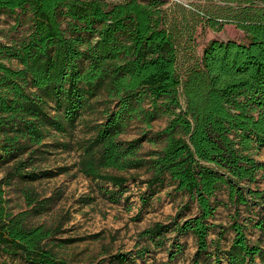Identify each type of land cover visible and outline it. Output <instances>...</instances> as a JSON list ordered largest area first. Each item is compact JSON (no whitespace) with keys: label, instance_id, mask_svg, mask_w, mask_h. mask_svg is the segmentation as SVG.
Masks as SVG:
<instances>
[{"label":"trees","instance_id":"obj_1","mask_svg":"<svg viewBox=\"0 0 264 264\" xmlns=\"http://www.w3.org/2000/svg\"><path fill=\"white\" fill-rule=\"evenodd\" d=\"M230 2L244 6L230 23L246 41L211 40L183 79L165 1L0 0V18L25 15L31 27L21 39L0 43V168L8 167L0 180V259L70 264L52 244L56 231L29 222L58 200L29 185L70 171L41 169L61 151L76 152L79 173L111 185L114 191L106 192L116 199L130 182L124 173L142 169L150 174L144 205L167 181L189 198L170 224L140 235L165 247L175 233L170 262L184 252L177 239L192 236L193 264H264L262 242L248 236L250 229L264 234V163L254 157L264 149V0ZM218 23L211 19L208 26ZM164 116L168 125L151 138L163 142L162 149L141 153L149 133L122 139L134 124L149 130ZM15 181L27 185L28 210L18 214L5 190ZM191 204L197 215L178 222ZM229 206L230 225L219 227L210 252L209 237L218 228L212 221ZM227 232L234 237L223 251ZM132 255L118 253L110 262L129 264Z\"/></svg>","mask_w":264,"mask_h":264},{"label":"rangeland","instance_id":"obj_2","mask_svg":"<svg viewBox=\"0 0 264 264\" xmlns=\"http://www.w3.org/2000/svg\"><path fill=\"white\" fill-rule=\"evenodd\" d=\"M108 4H118L126 0H102ZM143 1V0H141ZM163 9L168 12L170 25L178 50V72L184 79L187 72L200 63L204 47L211 40H237L245 42L244 34L238 30L236 24L230 23L237 15L238 8L244 7L230 0H162ZM257 6V5H256ZM218 21L216 28H210L208 21ZM18 24V25H17ZM29 17L21 15L2 16L0 18V43L21 39L30 31ZM10 65L9 62L4 61ZM16 67V64H13ZM181 106L185 109V99L181 96ZM181 110V109H180ZM178 110V112L180 111ZM167 116L160 118L149 130L134 124L122 136L125 141L133 140L143 133H149L144 142L141 153L157 151L163 148V142H151V138L168 125ZM145 131V132H144ZM78 137L83 134L77 132ZM41 165V169L56 170L69 167L70 171L49 179L37 181L29 186L42 198H58L52 210L39 217L30 218L33 226H46L56 231L52 244L60 258L70 264H112L110 257L118 253L136 254L149 247L150 251L143 259H134L129 264H193L197 253V242L192 236L179 237L178 242L184 247V252L170 262L169 250L176 237L175 233L168 235V244L159 247L153 242L143 240L140 235L157 223L170 224L182 207L189 202V198L175 191V187L167 181L164 186L157 187L156 192L147 205L142 199L148 198L146 181L149 179L144 169L137 172L124 173L130 179L126 191L118 198L108 193L114 191L111 185L85 178L75 168L78 162L76 152H57ZM257 161L264 163V149L254 154ZM8 167L0 168V180L4 178ZM27 185L15 181L6 187V198L13 213L28 210L23 189ZM264 190V182L260 184ZM255 188V185H253ZM109 192H106V191ZM118 191V190H116ZM120 195V194H119ZM220 199L227 201L224 192ZM198 209L191 204L190 209L182 213L178 222L197 215ZM234 213L232 206L220 207L212 223L218 227L212 230L209 243L210 252L214 251V242L218 239L220 228H228L230 217ZM251 215V214H250ZM244 217L248 214L244 213ZM252 243L262 242L264 234L256 230L248 231ZM233 233L227 232L222 240L223 251L230 248ZM72 244H68L69 242ZM67 242V243H65ZM70 242V243H71ZM223 258V256H221ZM224 259V258H223ZM20 260H12L7 256L0 259V264H22ZM210 264H226L212 260ZM256 264H261L258 260Z\"/></svg>","mask_w":264,"mask_h":264}]
</instances>
